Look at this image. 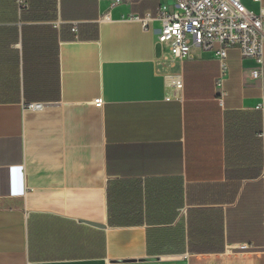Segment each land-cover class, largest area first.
Instances as JSON below:
<instances>
[{
  "label": "crops",
  "instance_id": "1",
  "mask_svg": "<svg viewBox=\"0 0 264 264\" xmlns=\"http://www.w3.org/2000/svg\"><path fill=\"white\" fill-rule=\"evenodd\" d=\"M161 6L0 0V264H264V63L217 84Z\"/></svg>",
  "mask_w": 264,
  "mask_h": 264
},
{
  "label": "built area",
  "instance_id": "2",
  "mask_svg": "<svg viewBox=\"0 0 264 264\" xmlns=\"http://www.w3.org/2000/svg\"><path fill=\"white\" fill-rule=\"evenodd\" d=\"M174 10L169 12L161 6L158 16L151 12L144 16H134L143 26L148 27L158 19L162 30L158 42L162 48L168 44L173 58L185 59L191 55L194 45L209 51L215 49L221 62L222 75L217 84L222 81L227 71V50L237 48L244 57L253 58L257 69L253 77L258 78L263 73L264 63V10L253 9L245 0H173ZM258 3L260 0H252ZM18 5H24L26 0H17ZM220 45V48H215ZM225 95V94H224ZM223 95V96H224ZM95 103L102 105V99ZM42 103L29 104L30 108H43ZM242 249H246L242 246Z\"/></svg>",
  "mask_w": 264,
  "mask_h": 264
},
{
  "label": "water",
  "instance_id": "3",
  "mask_svg": "<svg viewBox=\"0 0 264 264\" xmlns=\"http://www.w3.org/2000/svg\"><path fill=\"white\" fill-rule=\"evenodd\" d=\"M89 223L93 224V225H96V226H100L102 227L103 225H100L99 223H96V222H93V221H88Z\"/></svg>",
  "mask_w": 264,
  "mask_h": 264
},
{
  "label": "rangeland",
  "instance_id": "4",
  "mask_svg": "<svg viewBox=\"0 0 264 264\" xmlns=\"http://www.w3.org/2000/svg\"><path fill=\"white\" fill-rule=\"evenodd\" d=\"M168 44H169V43L167 42V46H168Z\"/></svg>",
  "mask_w": 264,
  "mask_h": 264
}]
</instances>
